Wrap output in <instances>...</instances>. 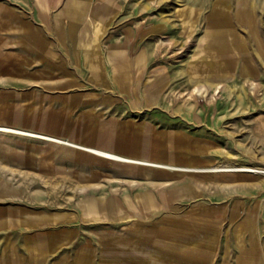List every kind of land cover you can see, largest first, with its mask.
Wrapping results in <instances>:
<instances>
[{
    "label": "rangeland",
    "instance_id": "374dc122",
    "mask_svg": "<svg viewBox=\"0 0 264 264\" xmlns=\"http://www.w3.org/2000/svg\"><path fill=\"white\" fill-rule=\"evenodd\" d=\"M100 1L86 3L91 20ZM107 1L95 44L104 60L122 45L127 81L107 63L96 82L66 57L78 77L59 89L68 76L21 48L12 22L30 20L66 56L35 0H0V126L132 159L0 131L1 264L71 262L86 245L94 264H264V0ZM65 3L50 0V21ZM160 37L170 43L157 48ZM200 83L220 85L216 98L175 95ZM229 166L257 171L205 170ZM132 228L152 240H124Z\"/></svg>",
    "mask_w": 264,
    "mask_h": 264
},
{
    "label": "crops",
    "instance_id": "0c3cea01",
    "mask_svg": "<svg viewBox=\"0 0 264 264\" xmlns=\"http://www.w3.org/2000/svg\"><path fill=\"white\" fill-rule=\"evenodd\" d=\"M87 1L88 0H66L65 5L62 8H60V10L54 15V18L50 21L49 19L50 17L48 13V7H49L50 0H35L38 16L43 22V25L46 27V30L49 29L55 34L56 41L58 44H60L66 56L64 54L57 55L51 49V47L48 46L50 43L48 42L47 36L45 35V33H42V31L38 27L34 26L30 20L25 19V18H20L14 13L11 15L12 22L16 24L15 29L18 31V38L21 41V48H23L27 52L30 50H35V49L38 51H42V54H44V59H45L44 62L47 63V66L50 65V67H52V70L56 69V71L58 70L59 74L63 76L64 75L68 76V78L64 79L63 81L58 82L57 87L54 85L56 88L72 89L73 87L76 86V83L73 82V80H77L76 78L78 77L76 76V72L74 70L67 71L65 68H62V66H65L67 62L66 57L69 59H72L73 62H75V65L73 63L71 64L74 65V68L77 69L78 73L82 72L83 67L82 65L80 66V63L83 62L82 64L85 65L91 72V77L95 78L96 82H101L103 84H104L103 81L105 80L104 79L102 80L101 77L105 75L104 69L108 64L113 67V72L115 74L111 76V79L114 82L127 81L128 75L130 73L131 64L129 63V61H127L125 57H123L125 50L121 44L112 45L113 48L110 50V52H108L106 60L101 58V52L98 51L97 44H95L97 38L99 37V33L102 31V23L105 21L107 8L108 6L110 7V4L108 3L107 0H101L100 2L95 4V6L91 10V14L93 15V19L91 20L90 18H88V15L86 12ZM61 16H64V18L66 19L65 28H63L62 23H61V20H62ZM230 27L231 26H227V28H230ZM57 59L60 61L58 62L60 63L59 65L58 64L55 65ZM98 76L100 77L98 78L99 80L97 79ZM193 76L202 77L203 74L196 73L195 75H192L191 78H193ZM159 81L160 79L158 78L153 82L154 87H157V85L159 84ZM6 127H9V126H6ZM27 132L35 133L32 131H27ZM18 133L25 134L23 132H18ZM25 135H29V134H25ZM44 136H49V135H44ZM49 138L50 139L46 138V140L80 147L84 150L95 153L91 149H96V148L77 145L75 143H72L66 140H61L53 136H49ZM97 150H100V149H97ZM135 162L136 161H134L133 163ZM82 189L83 188H80L79 190H82ZM5 190L6 188L2 186V183H0V193H2ZM6 198L7 197H2V200ZM145 199L142 203L143 205L144 203L147 204L150 201L148 200L149 199L148 197H146ZM85 205L87 206L88 209L89 208L91 209L94 206L91 201H87ZM108 206H110V204L106 205L107 207L106 210L109 209ZM3 218H4L3 212L0 211V220H2ZM47 221L49 220L44 219L43 221L37 222L36 225L40 223H46ZM125 237L126 239L124 240H127L130 237H135V238H138L137 240L142 241L143 243L144 241H149V240H152L151 238H153L148 232L147 233L145 231L139 232L133 228L127 232V235ZM121 238H124V237L121 236ZM87 246L88 245L76 251L73 257L74 258L73 261L68 262L64 260V261H61L59 264H94L92 250L89 249ZM104 248L108 249L109 252H112L114 250V248L109 247L107 244L105 245ZM159 249H163L165 251L167 250L168 253H172V252L187 253V252H190L191 250L188 248L184 250H179L177 246H172V247L160 246ZM100 260H101L100 264H137L138 263V261H135L133 259L132 260H129V259L120 260L116 258H103ZM9 262L10 261L6 263H9ZM0 264H1V261H0Z\"/></svg>",
    "mask_w": 264,
    "mask_h": 264
},
{
    "label": "bare ground",
    "instance_id": "6f19581e",
    "mask_svg": "<svg viewBox=\"0 0 264 264\" xmlns=\"http://www.w3.org/2000/svg\"><path fill=\"white\" fill-rule=\"evenodd\" d=\"M243 2L247 3L246 0H243ZM169 42V39L166 38V37H160L159 39H157L156 41V47L157 48H161L165 42ZM245 70L247 73H251L250 72V68L249 67H245ZM220 88V85H216L215 86V90L213 92H211L209 90V88L203 84V83H200V84H197L195 85L192 89L190 90H187V91H184V92H176L175 95L177 94L178 96H182V97H185V98H194L196 95L198 96H201V97H204L206 98L207 100H213L216 98L217 94H218V89ZM176 95V96H177ZM0 131H5V132H13V133H18V132H23L25 134H29L31 136H37V137H41V138H47V139H50L49 136H44L43 134H38V133H31V132H27V131H22V130H19V129H15V128H12V127H6V126H0ZM57 139V138H56ZM60 139V138H59ZM62 140V139H61ZM60 141V140H59ZM92 151H94L95 153L101 155V156H104V157H107V158H112V159H115V160H120V161H130L131 159H127L125 157H122L118 154H114V153H109V152H106V151H103V150H97V149H91ZM171 168V166H169ZM205 170H212V171H215V170H221V171H248V172H254L256 173L257 170H253L252 167H230L229 168H207ZM137 184V181L133 180L131 181V185H135Z\"/></svg>",
    "mask_w": 264,
    "mask_h": 264
}]
</instances>
